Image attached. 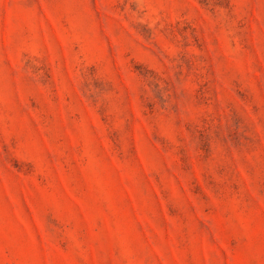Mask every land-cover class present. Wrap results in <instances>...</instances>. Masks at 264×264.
I'll use <instances>...</instances> for the list:
<instances>
[{"label":"rangeland","instance_id":"374dc122","mask_svg":"<svg viewBox=\"0 0 264 264\" xmlns=\"http://www.w3.org/2000/svg\"><path fill=\"white\" fill-rule=\"evenodd\" d=\"M0 264H264V0H0Z\"/></svg>","mask_w":264,"mask_h":264}]
</instances>
